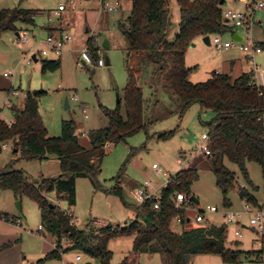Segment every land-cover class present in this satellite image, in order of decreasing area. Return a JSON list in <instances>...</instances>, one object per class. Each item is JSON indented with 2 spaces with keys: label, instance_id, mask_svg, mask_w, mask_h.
<instances>
[{
  "label": "rangeland",
  "instance_id": "obj_1",
  "mask_svg": "<svg viewBox=\"0 0 264 264\" xmlns=\"http://www.w3.org/2000/svg\"><path fill=\"white\" fill-rule=\"evenodd\" d=\"M68 1L0 0V10L23 8L39 11L35 16L34 26L25 25L20 29V31L26 30L27 38L31 41L28 46H18L14 32H5L1 35L0 120L11 123L12 108H14L12 105L22 110L24 107H21L18 100L24 99L28 92L43 90L46 93L39 98V113L49 135L61 136L62 122L75 121L81 144L90 148L88 133L107 128L109 125L103 113L105 108L113 110L121 102V114L126 118L124 97L129 82L130 64L128 43L119 25L127 24L132 4L128 0L124 3L123 9L109 13L101 10L96 0H73V4ZM61 3H66L67 9L57 15L56 11ZM222 8L224 12L246 10L245 4L243 5L239 0H227ZM170 9L172 26L168 40L173 41L179 33L181 18L180 7L176 0H171ZM228 25L232 29L221 35L224 41L232 40L236 33L242 38L245 37L243 29H237L230 23ZM49 29L57 30L58 35L70 33L72 41L62 53L61 68L45 73L42 71L41 59L39 62L33 61L32 64H28V61L34 53L39 52L46 45ZM251 36L255 43L264 44V10L256 13ZM89 42L100 53L96 59L92 56V63L83 65L81 52L90 48ZM106 42L109 43V47L104 46ZM229 54L236 59L241 56L234 51ZM227 56L226 51H221L214 45H206L203 37L197 38L186 53V66L194 69L191 82H204L215 70L222 72L229 69L230 61H227ZM100 58L105 60L104 67L98 66ZM107 60L110 62L109 66ZM256 63L264 70V49L262 54L256 57ZM135 67L138 69L136 76L138 86L145 95V130L125 141L110 143L107 146L98 176V187H94L87 178L78 179L77 201L74 207L58 201L55 192L47 196L48 200L60 210L72 212L74 222L81 230L88 222H93L97 228L108 225L127 226L136 219L132 207L139 206L131 192L146 180L152 181L154 187H160L166 182V178L153 170L154 164H157L167 177L175 175L185 166L197 163L199 179L192 185L191 192L199 199L200 205L188 208V218L194 219L198 212L206 213L213 206L234 212L242 210L245 201L238 193L241 186L260 198L264 183L261 167L257 163L247 162L250 184L245 180L238 166L225 159L223 164L234 173L235 183L234 188L227 193L232 206L230 208L224 206V194L217 186L210 162L199 155L203 146L201 137L203 134H208L207 123L213 119L214 113L202 110L196 104L182 115L180 99L172 90L164 89L162 76L157 72L158 66L136 61ZM243 67L244 70H248L251 66L244 63ZM5 74H8V77ZM11 89L15 90L13 94L10 93ZM66 101L69 105L68 109H66ZM83 108L87 110L88 119H85L82 113ZM170 132H173L170 138H159V135ZM14 150L15 145L10 142L7 149L0 153V169L20 157L18 154L16 158ZM183 156L187 158L182 165H179L177 160ZM15 168L24 171L31 182H38L42 178H56L62 174L61 163L54 157L44 160L23 159ZM117 185L122 191L114 194L112 190ZM17 203H20L21 209H18ZM2 212L20 218L23 224L6 222L2 219ZM40 217L36 202L26 196H16L9 190H0V248L7 241L14 242L12 247L0 250V264H37L39 259L51 252L54 238L46 230H43V233L38 232ZM208 218L216 226L226 223L223 216L218 213L208 215ZM195 225L193 221L192 225L183 228L174 222L171 229L182 233L184 230L194 228ZM227 231V248L242 251L261 248L256 247L254 243L261 241L262 234L257 235L253 231L246 230L242 237H237L235 226L227 227ZM236 243L240 245L236 246ZM109 250L113 252L111 264H120L125 258L129 259L130 264H166V258L162 253L136 254L131 237H121L111 241ZM76 252L67 253L65 261L74 260ZM85 259L88 263L100 264L98 260L88 256H85ZM192 262L222 263L220 256L217 255H198L193 257ZM43 264H62V261L49 260Z\"/></svg>",
  "mask_w": 264,
  "mask_h": 264
},
{
  "label": "trees",
  "instance_id": "obj_2",
  "mask_svg": "<svg viewBox=\"0 0 264 264\" xmlns=\"http://www.w3.org/2000/svg\"><path fill=\"white\" fill-rule=\"evenodd\" d=\"M132 9L127 24L119 28L128 43L129 82L125 89L126 118L121 114V105L103 113L108 119L107 128L92 130L88 133L90 148L84 147L75 121H63L61 136H50L39 113V98L43 90L28 92L24 108H12L13 122L0 120V143L15 145L17 158L0 169V190L12 191L16 196H26L38 204L40 225L54 238V250L37 264L49 260H60L69 252L83 253L100 264H111L113 252L109 250L111 241L121 237L133 239L136 254L162 253L166 264H193L198 255L220 256L225 264H241L245 261L264 263V236L260 250L242 251L229 249L227 226L211 223L177 233L171 229L175 218L186 221V211L175 206L176 195L183 193L192 196L191 187L199 179L197 165H189L175 175L162 191L159 209L154 201L133 206L136 219L127 226L95 227L88 222L84 229H78L74 214L60 210L47 196L53 192L57 200L74 207L77 201L76 184L80 178H87L98 187L101 163L106 156L110 143H118L145 130V95L138 86L135 62L158 66L164 89L172 90L180 99L182 115L193 105L214 113L207 123L211 141L210 162L216 177L217 186L224 194V206L230 208L227 193L234 188L235 175L224 166V160L238 166L245 180L251 184L247 162L257 163L262 169L264 181V87L254 85L252 73H244L234 79L228 74L211 73L208 80L191 82L193 68L186 66L188 48L199 37L223 35L232 28L224 19L222 0H176L180 7L179 33L173 41L168 40L171 31V0H130ZM39 11L23 8L0 10V38L5 32L18 33L22 26L35 25ZM49 34L58 31L49 29ZM264 49V44H259ZM92 56L96 59L98 49L89 42ZM62 66L61 59L45 60L43 72L57 71ZM173 132L159 135L168 139ZM132 156V153H130ZM57 158L61 163L62 174L56 178H42L31 182L26 173L15 168L23 159L44 160ZM203 160V159H201ZM122 188L117 185L112 193L118 194ZM239 196L254 206L264 202V183L262 195L254 194L240 187ZM196 206V205H195ZM9 215L2 219L14 223ZM13 219L16 218L12 216ZM236 243V246H239ZM120 264H130L125 258Z\"/></svg>",
  "mask_w": 264,
  "mask_h": 264
},
{
  "label": "built area",
  "instance_id": "obj_3",
  "mask_svg": "<svg viewBox=\"0 0 264 264\" xmlns=\"http://www.w3.org/2000/svg\"><path fill=\"white\" fill-rule=\"evenodd\" d=\"M99 3L100 9L105 10L109 13L118 11L123 9L124 3L128 0H96ZM245 4V11L239 10H227L224 12V19L227 24H232L235 28L243 29L245 32V37L241 38V41L236 42L235 40H227L224 41L221 35H215L211 39V44L214 45L217 49L230 50L237 48L240 52L246 57L250 67V73L253 75L254 85L257 88L264 87V70L261 69L256 63V57L262 54L263 49L259 46V44L255 43L252 40L251 32L252 26L255 24V15L257 12L264 10V0H241ZM70 4H73V0L68 1ZM67 9L66 3H61L59 5L58 11H56L57 15H60L61 12ZM246 40V42H242ZM72 35L68 34H49L46 38V45L37 53H34L36 57L39 59L47 60L51 57L59 58L61 57L63 51L71 43ZM16 44L20 47H25L31 44V41L27 38L26 31H19L17 33V38L15 40ZM33 52V51H32ZM99 54L100 51L98 50ZM81 62L83 65H87L92 63V53L90 48L83 49L81 52ZM33 63V58L31 57L28 61V64ZM106 65L104 59L98 60V66L104 67ZM8 77V74H5ZM74 100H77L74 98ZM82 113L85 119L88 118L86 108L82 109ZM14 124L12 121L8 125L11 127ZM201 141H203V146L201 147V151L199 155L204 157H210L211 154V141L208 134H203L201 137ZM0 147L2 151L7 149L8 143L1 144ZM194 157V156H193ZM187 157L183 156L177 160L179 165L183 164L184 159ZM193 159V158H192ZM188 166H185V168ZM153 170H155L159 175H162L166 178V182L160 187H154L152 181L146 180L144 183L140 184L137 188H135L131 195L136 200L138 205H143L148 201H154V208L159 209L162 198V191L167 186L170 181V176L166 177V174L160 169L157 164L152 166ZM244 188L243 186H241ZM175 206L179 210H185L186 215L188 208L194 206L189 197H187L183 193H178L176 195ZM221 214L225 219V226H235V235L237 237H242L243 232L253 231L257 235L262 234L264 236V202H261L258 206H254L250 203L245 202L242 210L240 211H230V210H220L217 206H213L209 209L208 212H198L194 219L186 217V221L183 222L182 218H175L174 222L179 226L192 225L193 221L196 223L194 227L207 226L213 223L208 215L211 214ZM11 221L15 224L22 225L23 222L20 218L9 217ZM248 220L246 221V219ZM190 220V222H188ZM104 227V226H103ZM44 228L40 225L38 228V232L43 233ZM256 247H263L262 240L256 241ZM259 249V250H260ZM264 259V255L260 257V260ZM67 264H88L85 259V255L83 253H78L75 256V260L72 263Z\"/></svg>",
  "mask_w": 264,
  "mask_h": 264
},
{
  "label": "crops",
  "instance_id": "obj_4",
  "mask_svg": "<svg viewBox=\"0 0 264 264\" xmlns=\"http://www.w3.org/2000/svg\"><path fill=\"white\" fill-rule=\"evenodd\" d=\"M225 1V3L224 4H226L227 3V0H224ZM240 2H242L241 0H239ZM243 5H244V3H243ZM224 11V10H223ZM24 31H26V30H24ZM15 35L17 36V33H15ZM212 37L213 36H210V38L212 39ZM204 38V37H203ZM212 45V44H211ZM208 46H210V45H208ZM236 50H238V51H236ZM224 51H226V53L228 54V56H227V61L229 62L230 61V66H229V69H226V70H223L222 72H219V71H216L217 73H223V74H228V75H230L231 77H233L234 79H236V78H238V77H240L242 74H244V73H249L250 72V67L248 68V70H244V67H243V64L245 63L246 65H249V63H248V61H247V59H246V57L240 52V50L239 49H237V48H234V49H230V50H224ZM232 51H234V52H236V54H241V56H240V58H243V59H240V58H238V59H236V58H234L233 56H231V54H229V53H231ZM35 55L33 54L32 55V58L34 57ZM244 56V57H243ZM61 57H62V55H61ZM61 57H59V58H61ZM59 58H56V59H59ZM37 59H38V62H39V58L37 57ZM56 59H54V60H56ZM47 60H50V59H47ZM33 61L34 62H36L34 59H33ZM45 60H43V59H41V62H42V64H43V62H44ZM235 71H237V72H235ZM235 73H237V74H235ZM13 92H15V90L14 89H11L10 90V93H12L13 94ZM16 96V95H15ZM26 97V96H25ZM25 97H24V99H25ZM24 99H22V100H18V102L21 104V107L23 106L24 107ZM11 102V101H10ZM121 103V102H120ZM119 103V104H120ZM13 107H14V109H16V110H19L16 106H14V105H12ZM88 119V118H87ZM82 136H83V134H82ZM14 151H16V149L14 150ZM257 197V196H256ZM3 214H6V215H9L8 213H6V212H2ZM3 214H1V215H3ZM183 228H186V225L185 226H182ZM194 228H196V227H194ZM17 241H15V243H16ZM13 244H14V242H12V241H7V242H5L4 244H2V246H1V248H0V250L2 251V250H4V249H7V248H9V247H12L13 246ZM54 247H55V245H54V241H53V248H52V250L51 251H53L54 250ZM48 253H50V252H48ZM47 253V254H48ZM72 253V252H71ZM46 254V255H47ZM67 254V253H66ZM66 254H63V256H62V258L59 260V261H62V264H67V263H72L74 260H75V258H74V260H72V261H65V255ZM76 254H77V252H76ZM76 254H75V256H76ZM149 254V253H148ZM196 257V256H195ZM45 258V257H44ZM44 258H41V259H44ZM221 258V257H220ZM41 259H39V260H41ZM38 260V261H39ZM217 260V259H216ZM218 262V261H217ZM221 264H225L223 261H222V259H221ZM88 263V262H87ZM91 264V263H90ZM193 264H199L198 262H193ZM218 264V263H217ZM241 264H264V263H260V262H254V261H245V262H243V263H241Z\"/></svg>",
  "mask_w": 264,
  "mask_h": 264
},
{
  "label": "water",
  "instance_id": "obj_5",
  "mask_svg": "<svg viewBox=\"0 0 264 264\" xmlns=\"http://www.w3.org/2000/svg\"><path fill=\"white\" fill-rule=\"evenodd\" d=\"M224 3H225V1L222 0V5H223ZM86 31L88 32L89 30L87 29ZM233 40H235L236 42H239V41H241V38H240L239 35L236 33V34L233 35ZM203 41H204V43H205L206 45H211V38H210V36H206V37H204V38H203ZM104 46H105V47H109V43L106 42V43L104 44ZM193 46H194V45H193ZM33 59H34L36 62H38V59H37L36 56H34ZM107 65H108V66L110 65L109 60H107ZM68 108H69V105H68V102L66 101V109H68ZM1 152H2V149H1V147H0V153H1ZM190 200L192 201V203H193L194 205H197V206L200 205V201H199V199H198L196 196L192 195V196L190 197ZM17 207H18V209H21V205H20V203H17ZM188 222H190V220H189ZM88 264H90V263H88Z\"/></svg>",
  "mask_w": 264,
  "mask_h": 264
}]
</instances>
